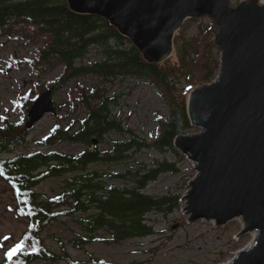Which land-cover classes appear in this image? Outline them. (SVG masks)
I'll return each mask as SVG.
<instances>
[{
	"label": "trees",
	"instance_id": "1",
	"mask_svg": "<svg viewBox=\"0 0 264 264\" xmlns=\"http://www.w3.org/2000/svg\"><path fill=\"white\" fill-rule=\"evenodd\" d=\"M0 36L10 40L13 37L29 38L33 40L28 42L29 46L37 47V50L42 47L38 50L39 58L34 59L32 75L39 73L44 78L53 69L64 68L63 76L53 83L54 91L82 77H95L103 85L137 79L138 82L152 81L160 83L165 89L169 88L167 75L161 72L159 65L147 64L131 41L121 36L109 22L73 13L64 0H0ZM93 48L102 53L103 60L93 64L83 63ZM183 52L186 56L188 48ZM183 60L186 62L187 58ZM220 65V61L213 68L203 65L206 67L205 84L217 78ZM167 89L170 97L166 92L163 95L168 98L171 119L163 124L162 133L153 147L161 152L168 150L180 155L174 146L176 138L194 129L188 110L189 93L192 91L180 99ZM23 96L27 101L26 118L38 95L31 92ZM91 102L93 96H86L83 101V106L87 108L85 119L77 123L73 120L65 128L57 125L45 139L37 143L38 151L30 154L15 153L27 144L31 134L30 130H25L27 119L21 123L10 121L9 118L0 119V177L13 192L18 217L28 223L20 241L6 251L0 264H34L38 261L84 264L68 254L67 245L62 240H57L60 253L52 251L45 244V230L63 218L74 220L83 227L84 233L77 234L71 244L84 252L98 241L96 234L99 231L108 233L103 241L109 245L153 235L154 227L146 223L147 215L157 210L168 216L178 209V197L155 199L143 193L149 183L157 181L161 175L177 172L175 165L161 163L143 176L137 172L136 186L124 191L109 186L108 179L105 180V176L99 172H84L89 165L101 162L125 165L134 155L149 147L136 141H115L108 143V150L100 151L98 147L92 149L95 141L98 144L106 135L133 132L124 130L112 118L109 99H103L94 107ZM94 136L98 139H93ZM59 143L85 145L86 150L78 154L43 151ZM181 160L185 161L186 157L181 155ZM77 172L80 174L75 176ZM128 172L109 177L126 179L132 173ZM64 177L66 188L60 194L49 196L36 192V188L47 180ZM9 252L12 253L11 260L8 258Z\"/></svg>",
	"mask_w": 264,
	"mask_h": 264
},
{
	"label": "rangeland",
	"instance_id": "2",
	"mask_svg": "<svg viewBox=\"0 0 264 264\" xmlns=\"http://www.w3.org/2000/svg\"><path fill=\"white\" fill-rule=\"evenodd\" d=\"M247 1L250 0H230V5L237 7ZM258 1L264 2V0ZM216 32L217 28L213 21L208 17H202L186 21L176 34L173 54L164 63L157 64L161 72L167 75L169 93L173 96L184 99L190 91L194 92L207 85L205 84L206 67L203 65L213 68L221 60V51L214 43ZM13 38L10 40L6 36H0V119L9 115L11 119L19 121L25 115V107L16 108L15 103L21 102L19 101L21 98L24 104H27L23 95L32 92L39 97L51 89L53 83L63 76L64 68H55L44 78H41L39 73L32 75L34 62L40 55L38 50L42 47H38L37 50V47L29 46L28 42L33 41L29 38ZM185 48H188L186 56L183 52ZM184 58H187L186 62ZM102 60V53L97 48H93L83 63L93 64ZM166 89L160 83L155 84L152 81L138 82L137 79H128L126 82L118 81L103 85L95 77H82L68 83L63 89L55 90L53 100L58 109L56 116L48 114L35 125L34 129L25 126V130H30L31 134L27 144L16 151V154L38 151L37 143L45 139L57 125L65 128L71 125L73 120L77 123L85 119L87 108L83 106V101L86 96H93L92 107L103 99H109L112 118L124 130L133 133H111L98 144L95 141V146H91L92 149L98 147L100 151L108 150V143L115 141H136L149 147L134 155L125 165H108L109 163L101 162L89 165L84 172H99L101 176H105V180L108 179L109 186L124 191L136 186L137 172L143 176L165 162L175 165L178 169L177 172L161 175L157 181L149 183L143 190L145 195L155 199L180 198V205L173 214L167 216L162 211L154 210L147 215L146 223L154 227L153 235L109 245L103 241L108 233L99 231L96 234L98 241L82 252L73 247L72 240L77 234L84 233L83 227L74 220L63 218L52 223L43 233L45 244L52 251L60 253L57 243L60 239L67 245L68 254L84 264H227L232 262L231 260L241 250H248L254 243L253 234L239 237L243 226L239 219L223 227H217L215 222H190L186 215L184 200L190 181L197 175L196 167L187 158L182 161V154L177 149L180 155L168 150L161 152L153 147L162 133L163 124L171 119V107L170 104L168 105V98L163 95V92L167 93ZM167 95L170 97L168 93ZM79 98H81L80 104H78ZM199 132L200 129L194 128L188 135ZM95 138L98 139L97 136L93 137ZM84 150H86L85 145L65 143L43 149L44 152L57 151L71 154H78ZM126 171L132 172L131 174L128 172L126 179L109 177ZM74 174L77 176L80 172ZM66 177L47 180L36 188V192L49 196L60 194L66 188L64 185ZM15 207L13 192L0 177V259L2 260L6 251L20 241L28 226L26 220L18 217ZM34 264L65 263L38 261Z\"/></svg>",
	"mask_w": 264,
	"mask_h": 264
},
{
	"label": "water",
	"instance_id": "3",
	"mask_svg": "<svg viewBox=\"0 0 264 264\" xmlns=\"http://www.w3.org/2000/svg\"><path fill=\"white\" fill-rule=\"evenodd\" d=\"M70 11L110 23L149 64L174 52V38L186 21L210 18L221 51L216 80L189 97L194 135H180L175 148L195 166L185 196L190 222L223 227L244 222L240 236L257 234L250 249L228 264H264V4L250 0H64ZM53 90L29 111L27 128L57 113Z\"/></svg>",
	"mask_w": 264,
	"mask_h": 264
},
{
	"label": "bare ground",
	"instance_id": "4",
	"mask_svg": "<svg viewBox=\"0 0 264 264\" xmlns=\"http://www.w3.org/2000/svg\"><path fill=\"white\" fill-rule=\"evenodd\" d=\"M261 4H264V2H262ZM185 203H186V202H185ZM186 205H187V204H186ZM256 237H257V234L254 233V234H253V238H254V240L256 239ZM253 245H254V243H253L252 245H250V247H249L248 249L252 248ZM231 261H233V259H232ZM228 263H229V262H228ZM228 263H227V264H228Z\"/></svg>",
	"mask_w": 264,
	"mask_h": 264
},
{
	"label": "snow or ice",
	"instance_id": "5",
	"mask_svg": "<svg viewBox=\"0 0 264 264\" xmlns=\"http://www.w3.org/2000/svg\"><path fill=\"white\" fill-rule=\"evenodd\" d=\"M8 258H9L10 260L12 259V253H11V252L8 253Z\"/></svg>",
	"mask_w": 264,
	"mask_h": 264
},
{
	"label": "built area",
	"instance_id": "6",
	"mask_svg": "<svg viewBox=\"0 0 264 264\" xmlns=\"http://www.w3.org/2000/svg\"><path fill=\"white\" fill-rule=\"evenodd\" d=\"M241 222V221H240ZM242 223V222H241Z\"/></svg>",
	"mask_w": 264,
	"mask_h": 264
}]
</instances>
